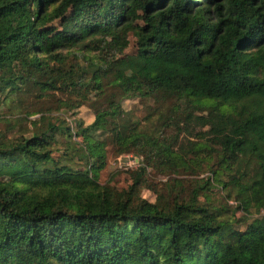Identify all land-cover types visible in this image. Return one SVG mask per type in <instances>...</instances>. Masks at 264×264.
Returning <instances> with one entry per match:
<instances>
[{
  "label": "trees",
  "instance_id": "trees-1",
  "mask_svg": "<svg viewBox=\"0 0 264 264\" xmlns=\"http://www.w3.org/2000/svg\"><path fill=\"white\" fill-rule=\"evenodd\" d=\"M128 57L138 80L86 123ZM32 95L56 106L14 123L5 99ZM0 108V264H264V221L223 218L264 210V0H0ZM108 149L139 160L122 189Z\"/></svg>",
  "mask_w": 264,
  "mask_h": 264
},
{
  "label": "rangeland",
  "instance_id": "rangeland-1",
  "mask_svg": "<svg viewBox=\"0 0 264 264\" xmlns=\"http://www.w3.org/2000/svg\"><path fill=\"white\" fill-rule=\"evenodd\" d=\"M133 60V57H128L125 59H110L111 67L103 76V89L94 92L92 94L91 101L86 106L81 107L77 111L78 116L81 117L86 123L89 124L93 121L95 112L97 110L101 109L111 111L118 107L123 98L127 96L130 88L138 80L137 73L134 69L131 68ZM52 100L45 101L32 95L29 99L20 103L18 102V99L16 97H9L8 99H5V104L9 113L8 118L12 119L14 123L22 122V120L19 119L26 116L25 114L27 112H31L33 114L28 116V124L31 126L35 125V123L38 121L35 120L39 119L42 114H45L49 107L54 108L56 106V102ZM123 105L127 109L133 108L135 110L136 117L139 118L145 116L150 111L149 108L157 107L153 99L142 98H139L137 100H126ZM3 113L4 111L2 110V108H0V117ZM46 115H56L59 119H64L68 121L70 125L74 126V122L72 120L73 118L70 113L53 112V114ZM158 116L159 114L157 113L155 114L154 118H157ZM15 118H18V121H15ZM5 125L6 122L3 123L2 121H0V129L3 130L5 128ZM18 126L19 123L15 125V129H17ZM107 151V163L106 167L100 172L99 183L101 185L108 186L111 189H122L132 183L133 179L130 172L139 168V160L137 161V158L132 155L117 157L113 151L111 152L110 149H108ZM205 172L208 171L206 170ZM208 174L209 173H204L202 176H207ZM72 178L79 185L91 182V180L87 182V178L80 174ZM165 180L166 178L162 175L157 174L155 171H150L148 177L143 183V196L150 200H155L157 195L155 188L161 189L164 185ZM214 187L218 188L219 186L215 185ZM208 194H212V192H208ZM214 195H216V199L214 200H217L219 202V204H216L224 205L221 202V193L216 191ZM202 201H204L203 198ZM231 203L233 205L235 202ZM230 211L231 213H233L232 209ZM253 211L255 210L252 209L251 213H244V211L241 210L236 212L237 215L235 217H233L232 214L228 212L224 215L223 218L231 222L230 229H243L248 223L254 220L264 221V210L261 213H255ZM244 214H247L248 216H246L247 222L242 224L236 223V218H244Z\"/></svg>",
  "mask_w": 264,
  "mask_h": 264
},
{
  "label": "water",
  "instance_id": "water-1",
  "mask_svg": "<svg viewBox=\"0 0 264 264\" xmlns=\"http://www.w3.org/2000/svg\"><path fill=\"white\" fill-rule=\"evenodd\" d=\"M137 161H138V159H137Z\"/></svg>",
  "mask_w": 264,
  "mask_h": 264
}]
</instances>
